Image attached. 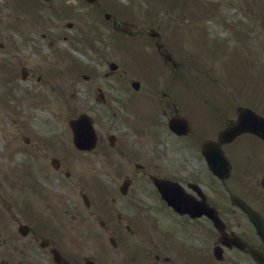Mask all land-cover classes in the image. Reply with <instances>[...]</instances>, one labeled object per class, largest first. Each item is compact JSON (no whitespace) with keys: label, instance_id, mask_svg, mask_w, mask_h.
I'll return each mask as SVG.
<instances>
[{"label":"flooded vegetation","instance_id":"1","mask_svg":"<svg viewBox=\"0 0 264 264\" xmlns=\"http://www.w3.org/2000/svg\"><path fill=\"white\" fill-rule=\"evenodd\" d=\"M71 1L47 3L51 29L68 31H56L49 42L55 51L47 67L66 119L81 111L90 115L94 146L76 149L85 171L72 180L69 127L18 132V152L25 156L17 164L7 157L0 264H257L238 244L263 249L244 207L264 219V137L221 132L241 106L264 118L263 95L256 91L251 100L237 102L225 94L218 100L206 86L189 84L185 75L196 72H181L164 39L153 40L164 63L160 72L146 65L110 67L107 56L118 42L102 32L95 42L83 41L92 61L75 60L53 45L60 39L81 44L83 15ZM104 24L120 29L115 20ZM19 28L25 42L33 41L32 25ZM27 58L18 61L21 76L38 80L44 70L30 67ZM34 91L30 84L21 91L24 109L37 107L29 99ZM30 118L22 123L33 129Z\"/></svg>","mask_w":264,"mask_h":264},{"label":"rangeland","instance_id":"2","mask_svg":"<svg viewBox=\"0 0 264 264\" xmlns=\"http://www.w3.org/2000/svg\"><path fill=\"white\" fill-rule=\"evenodd\" d=\"M113 1L123 4L124 8L122 7L120 9L122 12L121 13L119 12V15L117 14V9L115 7H110L107 0H97V5H98L97 10L99 13H101V15H103V12L105 11H110L112 16L114 15L119 16L118 17L119 25L124 26L126 29L125 31H130V32H127L128 34L132 33L130 34V36L135 35L134 32L136 31L134 30L139 27L141 29L139 33L146 36V34H144L143 32L148 30V28L150 27L149 25H152L157 30H160L161 26L163 25V22H161V18L167 20L166 19L167 15L168 16L170 15V17L174 16L173 19L177 21V18L178 20H180L179 17L182 15L181 14V7L183 5L182 2L179 5H177L178 9H174V11L176 10L175 13H172V11L168 10V8L165 6L164 3L157 2L158 0H112V2ZM186 1L190 2V0H186ZM203 1L211 2V4L215 2V0H203ZM216 1L217 3L220 4L219 5L220 9L217 10L216 12H212L210 10L211 8H207V7L206 8L204 7L194 8L195 16L196 15L198 16L197 17L198 23H194L195 26L201 25V24L205 25L207 31L212 30L213 32L214 31L217 32L218 34L216 35V38H223L224 40H226L225 42L229 40V35H228L229 33L226 29V27L229 26V24H232V26H234L235 29L240 30L239 32L241 33V27L243 25L247 26L248 23L255 22L261 18L262 20L260 19V22L258 25L259 28L252 26L253 34L249 33V36L242 39V42L245 44V49L241 51L239 50L240 52L237 54V56L236 57L233 56V61H231V63L229 61L228 56L224 57L222 56V54L217 55L216 53H214L215 54L214 55L212 53H207V51H204V53H200V54H205V55L199 56L196 59L195 63L194 61H187L186 59H183L182 65H181V72H196L195 74L197 75V77L193 78L192 79L193 81L191 83L193 85L211 84L210 81L212 80H208L207 78L209 76H213L215 80L214 84L217 83L223 86L224 84H227V85L231 84V88L229 86H227V88L230 91L233 90L236 96H240L239 93H236L235 90L233 89V85H237L236 82H234V79L231 81H228L227 72H237V73L256 72V70H258L260 65L264 69V32L263 34H261V29H264V28H261L262 25H260V23H262L264 19V11H262L263 9L260 7L261 6L260 0H216ZM34 4H35L34 7L38 9L39 11L38 13H40L41 16H43L42 14L47 13L48 11L47 5L38 4L37 1L35 0H34ZM34 4H33V0H20V5L21 7H24V9L28 7H32ZM69 4H71L73 7L79 8L82 12H87V10L89 12H93V11H90V8H92L90 4H86L85 2L82 3L80 0H72ZM170 4L175 5V3H170ZM223 4H228V5L224 6ZM125 5L127 6L125 7ZM16 6L17 4L15 3V0H0V42H3V44H5L4 48L0 47V66L2 65L0 67V93H1V97H0V152H1V149L5 146L4 139H6V137L12 138V136L16 135V132L18 131L20 134L24 135V134H27L28 132L31 133L34 130L43 131L47 128L49 129L50 127L55 126V124L51 123L53 118L56 119L55 116H57V118L59 119L58 121L60 123L64 122L63 119L65 117V115L62 114L61 109L59 108V104L54 101L55 98L54 96H52V94L55 95L51 89V85H53L54 83H53V79L49 77V73H50L49 67H46L45 65L42 64V63L48 64L49 61L47 57H53L52 54H54V51H55V49H52L51 45H49L48 40L45 37H42V35H39L41 34V32L47 31L48 28L47 26L45 27L43 25V22L41 21L42 20L41 17L39 19H35L33 16L34 20H32L31 17H27V15L23 14L24 12H27V11L19 9ZM260 11L262 12V14L260 13ZM148 12H152L150 16L149 14H147ZM30 13H35V11L30 12ZM254 13H257L256 17L255 15H253ZM126 15L129 16V18H126ZM186 18L187 17H185V21H186ZM93 19H94L95 25H93L94 27H92V29L94 30L96 37H97L98 32H102V37L109 38V36L114 32V30L106 27L105 24L103 23L104 20H102V18L99 15L95 16ZM14 21L26 22V26H27V23L31 24L39 34L35 32L32 36H30L33 41H30L28 43L24 42V40H22V36L18 34L16 36L15 34H13L14 30L13 29L10 30L11 28H9L11 26V23L15 26ZM181 21L184 22V18H182ZM155 23L157 25H155ZM248 25L251 26L250 24ZM164 30H167V29H162L161 32H164L165 34ZM178 33H181V32L176 30L175 35H177ZM6 34H8V36L10 37V38L8 36L6 37V38H9L8 40L5 38ZM181 36L185 37V34L182 33ZM165 37H166V34H165ZM173 38L175 39L174 35H173ZM241 38H243L242 35H241ZM241 38L239 37V35H237L235 39H241ZM81 40H82L81 44H78V42L74 40H73V43L78 46V49H81V51L85 53L86 48L85 47L83 48V41H87V42H91V41L94 42V41L91 38V34L88 35L86 31H82ZM118 41H122V40H118ZM9 42L11 43L8 45L10 52L16 53V52H19L20 50L21 52H24L25 54L29 53L28 54L29 57L27 58V64L30 65V67L35 65L36 69H40V71L44 70L45 72L42 74L40 72V78L38 80L33 78L30 81L28 80L22 81L19 76L20 72L19 73L15 72V76H16L15 79L18 80L17 81L18 86L22 88V86L30 84L32 87H35V93L38 94L39 100H37L38 98L36 97H33L32 99L29 98V99L32 100L31 105L36 104L38 106L37 108L35 106H29L26 109L22 107L24 109L22 110L21 105H19L20 107L19 106L17 107L16 106L17 104H15L12 99L7 97V95L10 93L15 94V89L13 90L9 89V84L6 85V89L4 87L3 72L6 73L8 72V70L6 69L7 67L4 66V63L1 62L2 58H5L3 55L8 56V54H10L9 50H7L6 53L4 52V49L7 48V44ZM61 42L62 41L60 42L57 41L55 43L61 44ZM164 46L167 47L168 50H170L169 49L170 46L168 45L167 40ZM30 48L33 50L34 48H36L38 49V52L42 54L32 55L31 53L33 51ZM123 52L126 54L140 55L141 53H146V54L151 53V50L145 47V44L143 41L138 40L136 43L127 42L125 48L123 49ZM223 54L225 55V52ZM176 55L175 53L172 52L171 56L173 58H179L178 54ZM8 57H9V59L7 60L8 65H11V66L13 65L14 68L10 67V69L14 70L16 68L15 66L16 58H13L11 56H8ZM122 57H123V54L115 55V58L118 60ZM89 59L90 58H88V61ZM151 62L152 61H149L148 59H140V65L146 64V67H154V65L156 64L155 58L153 62L152 63ZM240 76H241L240 86L247 85L249 78L246 76V74L244 75L240 74ZM2 79L3 81L1 85ZM186 81L190 83L191 76L186 75ZM16 89L20 90L19 87H17ZM42 97L46 98L45 104H44V100L41 99ZM239 99L241 98H238V100ZM16 100H18V98ZM76 109L77 108H72V110H76ZM31 114H32V118L30 119H32L34 128L33 127H32L33 129L29 128L27 132L26 126L23 125L22 123L23 122L22 118L28 117ZM13 118H16V122H12ZM18 127L20 130L18 129ZM5 153L6 152L4 151V153L2 154L4 155ZM15 154L18 157L17 159L14 158L15 161L16 160L18 161L19 158H24V154L18 153L16 151H15ZM6 160H7L6 158H3L2 156H0V168L5 165ZM17 163L18 162H16L15 164ZM67 163L68 164L71 163L72 165L71 168L74 171V174H78L77 171L82 170L84 166L83 154L80 152H75V155L72 157V160H69V162ZM94 176L98 177V172H95ZM98 178L102 180L101 177H98Z\"/></svg>","mask_w":264,"mask_h":264},{"label":"water","instance_id":"3","mask_svg":"<svg viewBox=\"0 0 264 264\" xmlns=\"http://www.w3.org/2000/svg\"><path fill=\"white\" fill-rule=\"evenodd\" d=\"M71 124H72V126H73V128H75L74 129V132H75V135L76 136H80V130L77 128V127H79V124H80V122H77V123H74L73 124V122H71ZM240 126H242V124L240 123L239 124V127ZM239 129V128H238ZM253 217H255V215L253 214L252 215ZM253 220H255V222H257L256 220V218L254 219L253 218ZM257 226H258V230L260 231V233H262L261 232V227H260V225H259V223L257 224ZM251 254L253 255V257L258 261V262H260L261 264H264V253H258V252H256V251H252L251 250Z\"/></svg>","mask_w":264,"mask_h":264}]
</instances>
